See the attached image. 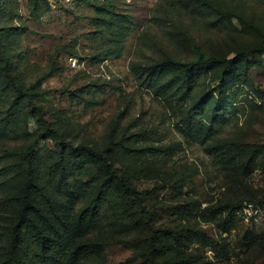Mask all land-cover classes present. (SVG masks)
Segmentation results:
<instances>
[{"label": "rangeland", "instance_id": "1", "mask_svg": "<svg viewBox=\"0 0 264 264\" xmlns=\"http://www.w3.org/2000/svg\"><path fill=\"white\" fill-rule=\"evenodd\" d=\"M263 48L264 0H0V263L28 178L22 155L33 146L38 212L37 226L22 230L27 259L40 253L42 229L53 240L70 231L74 245L59 242L56 254L64 264H264V53L245 54ZM237 55L242 61L224 70L209 60ZM201 57L190 90L168 82L175 71L154 69ZM6 70L23 89L35 85L42 118L15 100ZM223 72L221 110L216 92L194 110ZM47 127L49 138L38 140ZM78 145L111 147L114 166L149 193L141 201L111 194L96 224L65 229L101 190L90 164L67 180L89 185L85 198L70 202L60 191V147ZM244 202L256 219L247 220ZM86 243L97 250L84 253Z\"/></svg>", "mask_w": 264, "mask_h": 264}, {"label": "trees", "instance_id": "2", "mask_svg": "<svg viewBox=\"0 0 264 264\" xmlns=\"http://www.w3.org/2000/svg\"><path fill=\"white\" fill-rule=\"evenodd\" d=\"M206 6L214 11L222 19H234L244 28H249L252 30L256 29L255 25L250 23L248 19H246L241 13L239 14L232 10L224 11L223 9L217 7L212 3H206ZM260 53H264V48L259 50L253 49L245 54L255 55ZM242 59V55H237V57L228 60L218 58H210L209 60L214 61L213 63L215 65L221 66L222 70H224L229 64H237L241 62ZM203 61L204 59L201 57L199 58L197 63L182 64L172 59H168L154 69L162 72H169L171 70L175 71L173 77L170 78L168 82L170 84L176 85L177 87H179L180 84H183L186 87V90H190L191 87L189 86L193 82H195L197 77L203 72V69L199 66V63H202ZM4 75L8 79L9 84L16 87L15 100H18V103H20L19 105H21V100L25 98L29 103V107L34 112H37L38 115L42 118L44 108L40 105H36L33 102V96H35V85H31L23 89L21 86L16 84L14 77L10 75L7 70L5 71ZM51 75L52 72L44 75L42 77V80L49 78ZM220 76V79L215 83V85L210 88L208 92L201 95L197 99L193 107L194 110L202 111L205 105H207L213 98V92L217 93L216 103L214 106L215 111L221 110L223 105L222 103H224V100L227 99L226 87L229 84V80L228 77H226L225 72L221 73ZM49 132L50 129L48 127L45 128L38 140H47V138H49L47 137V134ZM60 148H62V155L56 165L57 169L60 171L59 182L62 183L59 186V189L60 191L63 190L70 202L80 201L82 198H85L89 192V189L86 190L89 185H81L79 183H75L72 185L67 183V180L71 176H73V173L75 171L85 170L87 165L91 164L94 166V170L96 171L98 178L97 185L99 184V187L102 190V193L99 189L96 194L92 192L93 195L89 198L88 206L83 210L82 218L74 224L70 222H68L67 224H62L65 229L81 228L83 223L86 227L92 224H96V218L99 214L97 211L98 207L103 202H105L111 194H116L122 198H131L133 201H141L143 197L149 193L148 191H138L137 188L134 187L130 182V177L132 176L131 173L126 174V172H122L121 169L114 166V161L111 160L114 150L111 147H106L103 150H98L92 149L85 145L70 146L67 153L66 151L63 152V146H61ZM34 151V147L32 146L28 148L27 153L22 155L24 161L29 165L27 173L28 178L20 191V193L23 194L21 201L17 199V203L19 206V216L17 217V224L13 228V236L9 245V253L7 258L0 264H64L63 260L60 261L56 257V254L60 250L59 242L60 244L66 243L67 245H74V242L71 240L72 237L69 236L70 231L68 230L66 234H58V239L53 240L45 235L42 229H37L35 236H37L38 239L42 242L40 253L34 255V257L31 259H27L26 256L28 255L22 254L20 252V239L23 233L22 230L26 227L28 228V226H37L32 212L36 214L38 212V208L30 199V194L34 190L36 191L39 188L36 177L32 175V167L34 166L35 161V158L33 156L35 153ZM165 188L166 187H161V189L163 190H165ZM153 190H156V188ZM49 203H51V200L49 201ZM46 237L48 238V240H46ZM82 246L84 248V253H93L95 252V250H97L96 246L91 243H86ZM83 248H81V250Z\"/></svg>", "mask_w": 264, "mask_h": 264}, {"label": "built area", "instance_id": "3", "mask_svg": "<svg viewBox=\"0 0 264 264\" xmlns=\"http://www.w3.org/2000/svg\"><path fill=\"white\" fill-rule=\"evenodd\" d=\"M241 209L246 214L247 220H254L258 217V209L250 202H244L241 204Z\"/></svg>", "mask_w": 264, "mask_h": 264}]
</instances>
